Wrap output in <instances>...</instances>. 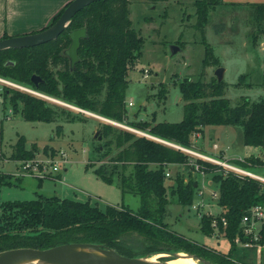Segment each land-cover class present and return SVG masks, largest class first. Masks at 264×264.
Returning <instances> with one entry per match:
<instances>
[{
	"label": "trees",
	"instance_id": "16d2710c",
	"mask_svg": "<svg viewBox=\"0 0 264 264\" xmlns=\"http://www.w3.org/2000/svg\"><path fill=\"white\" fill-rule=\"evenodd\" d=\"M220 3L223 1L195 0L197 20L194 26L197 30L204 33L210 9ZM249 4L257 13H264V2ZM66 5L52 16L47 26L57 20ZM128 5L129 0L93 2L78 11L56 39L27 48L0 50V75L79 109L117 121L127 120V73L140 56L143 46L142 37L132 27ZM80 27L86 28L87 37L81 39L79 61L70 70L63 50L69 45L70 30ZM6 37L9 36L4 32L1 38ZM209 55V46L206 45L203 65H206ZM33 74L41 78L37 87L30 79ZM178 88L185 102L180 121L155 122L152 119L128 122L150 135L183 146H191L192 135L202 133L206 125L241 126L243 144L258 147L263 153L245 157L246 164L264 167V96L255 101L241 97L232 105L223 96L224 81L218 82L216 78L205 83L186 77ZM1 94L3 98L8 96L12 110L19 111L26 121H72L77 117L59 104L19 89L4 86ZM100 135L104 140L92 148L86 166L107 182L116 178L123 192L138 195L137 211L123 205H107L100 209L89 201L41 197L39 194L29 200L2 202L7 207V215H1L5 220L2 219L4 222L0 225V251L19 247L45 249L69 242H89L130 257L164 253L167 255L161 259L168 260L178 252H186L215 264H236L231 254L236 248L234 237L240 234L241 217L252 206L264 203V187L260 181L240 178L233 173L224 175L214 163L106 122L101 125ZM34 148L27 149L26 141L19 137L13 157L32 158L36 154ZM113 149L116 152L113 153ZM191 159L200 170L214 173L212 179L218 184L217 205L221 208L216 218L219 231L230 243L226 253L186 237L169 228L165 222L167 205L171 202L165 172L170 165L184 164L190 175L194 171L188 164ZM128 167L131 171L126 173ZM3 178V173H0L1 183ZM41 180L38 179V185ZM173 184L175 187L171 194L176 195L179 205L188 207L199 186L197 179L190 176L185 181L184 173L177 170ZM221 217L226 220L225 226ZM213 218L202 215L199 222L202 234L211 236Z\"/></svg>",
	"mask_w": 264,
	"mask_h": 264
},
{
	"label": "rangeland",
	"instance_id": "374dc122",
	"mask_svg": "<svg viewBox=\"0 0 264 264\" xmlns=\"http://www.w3.org/2000/svg\"><path fill=\"white\" fill-rule=\"evenodd\" d=\"M221 1L223 3L216 4L210 9L202 33L194 26L197 20L195 0H129L132 27L143 39L140 56L127 73L125 91L127 120L120 122L129 128L103 121L78 110L76 106L66 101L39 91L37 92L42 95L35 96L59 104L77 117L72 121H26L19 111L12 110L8 96L3 98L0 94V173H3L4 177L2 183L0 182V225L5 220L1 215L3 213L7 215V207L2 202L29 200L38 194L41 197L56 196L89 201L100 209L107 205H123L137 211L138 195L123 192L116 178L113 182L101 179L92 168L86 166V163L92 155V148L98 141L104 140L100 135L103 122L133 133L137 130L142 131L143 135L153 136L128 121L152 119L155 122L180 121L185 102L181 98L178 84L186 77L210 83L216 78L214 71L218 67H223L225 69L223 96L228 98L232 105L239 102L241 97L255 101L264 96V53L261 49V44L264 43V13H257L249 4L260 1ZM0 16V22L7 24L5 29L8 36L37 31H33L35 29L31 26L12 30L8 27L7 14L4 17V13L0 11ZM171 45L179 46L180 50L171 53ZM206 45L209 46L210 55L206 65H203ZM129 100L132 101V106L127 105ZM96 132L98 134L94 136ZM19 137L24 138L27 149L35 147L34 157L14 159L13 149ZM191 140L196 150L212 156L219 155L225 158L234 156L237 159L263 154L262 150L254 146L243 144L242 127L237 125H206L202 133L193 134ZM214 144H217V149H214ZM114 152L116 149H113ZM36 158L60 161L58 172L44 178L26 177L25 182L20 184L19 179L24 177L17 175L20 160L29 161ZM184 167L176 164L170 165L167 169L169 171L166 180L167 193L171 202L167 205L168 215L165 222L169 228L200 244L222 253L228 252L230 248L228 239L222 233L215 236L202 234L199 229L200 218L191 208L179 205L176 195L171 194L175 187L174 174L181 170L185 181L190 176L197 179L198 188L204 190L205 201L209 203L216 201L211 198L210 193L218 189V184L212 179L214 173L201 174L193 171L188 175V170ZM250 170L264 176V167H253ZM130 171L131 167H128L126 173ZM219 171L223 173L222 170ZM38 179H42L40 185ZM203 210H210L216 214L221 208L214 202L213 206H205ZM244 253L248 255L245 257ZM166 255L164 253L156 255L157 263L164 264L166 260H162L161 257ZM231 256L236 260V264H264V257H260L261 255L253 249L236 247ZM173 260L176 259L168 261Z\"/></svg>",
	"mask_w": 264,
	"mask_h": 264
},
{
	"label": "water",
	"instance_id": "95a60500",
	"mask_svg": "<svg viewBox=\"0 0 264 264\" xmlns=\"http://www.w3.org/2000/svg\"><path fill=\"white\" fill-rule=\"evenodd\" d=\"M99 0H71L62 10L57 20L51 25L33 33L14 35L0 38V50L7 48H27L54 40L61 34L71 18L81 9ZM87 37L86 28L80 27L70 30L69 45L63 50L68 58L69 68L73 70L79 61L78 49L81 39ZM171 53L180 50L177 45L170 46ZM224 68L218 67L214 74L218 82L223 80ZM32 84L37 87L41 78L31 75ZM98 133L96 132L94 136ZM100 138V136H99ZM98 138V139H99ZM35 259L43 264H155L144 257H130L99 244L89 242H69L45 249L19 247L0 251V264H17L24 260ZM201 264H215L209 260L198 258Z\"/></svg>",
	"mask_w": 264,
	"mask_h": 264
},
{
	"label": "built area",
	"instance_id": "2783aa9c",
	"mask_svg": "<svg viewBox=\"0 0 264 264\" xmlns=\"http://www.w3.org/2000/svg\"><path fill=\"white\" fill-rule=\"evenodd\" d=\"M261 49H262V52L264 53V43L261 44ZM4 86L16 88V89H19V90H22V91H25V92H28L34 95H42L31 86L22 85L21 83H17L8 77L6 78L0 75V94ZM132 104L133 103L131 100L127 102L128 106H132ZM77 109L87 114L94 115L95 117L103 121L114 123L124 128H129L128 126L124 125L120 121H117V120L115 121L113 119L106 118L98 114H95V113H92L86 110H82L79 108ZM136 133L142 134V135L144 134L142 131H137V130H136ZM145 136H149V135L146 134ZM149 137H152L156 140L166 143L193 157H198V158L204 159L206 161H209L211 163L218 165L220 169H222L224 175L228 173H233L234 175L240 178H245V177L253 178V179L260 181L262 183V186L264 187V176L252 172L250 168H253L255 166L246 164L245 157L236 159V158H225L224 156L221 157L219 155L212 156V155H208V154H205L203 152L196 150L193 147V145L183 146V145H180L174 142H170V141L157 138L155 136H149ZM213 147L214 149L218 148L217 144H214ZM62 156H64L63 153H62ZM242 163L246 164L247 166L242 165ZM188 164L190 166H193L194 171L200 172L201 174L204 173L203 170H200L198 164L193 159L189 160ZM59 166H60V161L54 160V159L51 160V159L36 158V159L29 160V161L20 160L19 165H18L17 175L31 176L35 178L36 177L44 178L47 175H52L53 173H57L60 168ZM165 175L169 176L168 170H166ZM210 193H211V198H213V200L215 199L216 201L214 202L217 203L218 192L213 190ZM214 202L209 203L205 201L204 190L202 188H197L193 201L188 207L189 209L191 208L194 211V213L197 215L198 218H201L202 215H211L214 217L212 219L211 225L213 227L212 235L215 236L221 233L219 231L218 219L216 218V215L218 213L214 214L210 210L208 211L203 210L205 206L207 207H211V205L213 206ZM220 220L222 222V225L225 226L226 220L224 219V217H221ZM263 226H264V203L256 204L252 206L250 209H248V211L244 213L241 217V220L239 223L240 234H237L234 237V243L236 244V247L253 248L255 252L259 254L262 248L264 247V241L262 242Z\"/></svg>",
	"mask_w": 264,
	"mask_h": 264
},
{
	"label": "crops",
	"instance_id": "0c3cea01",
	"mask_svg": "<svg viewBox=\"0 0 264 264\" xmlns=\"http://www.w3.org/2000/svg\"><path fill=\"white\" fill-rule=\"evenodd\" d=\"M69 1L71 0H0V11L4 13V17L5 14H7L8 27L11 28L12 30H18L19 28H22L24 26H31L35 29L33 31L36 30L39 31L38 29L46 26L47 23H49V21L51 20L52 16L55 15V13H57ZM235 1L264 2V0H235ZM6 26L7 24L4 25L0 22V38L4 33V31L6 32L5 29ZM1 27L3 28V30ZM10 33H17V32H10ZM255 148L259 150L258 147ZM228 158H234V156H229ZM26 177H31V176L22 177L21 179H19V183L21 184L25 182ZM244 249H253V248H244ZM259 254L261 255L260 257H264L263 256L264 247L262 248ZM244 255L246 257L248 254L244 253Z\"/></svg>",
	"mask_w": 264,
	"mask_h": 264
},
{
	"label": "bare ground",
	"instance_id": "6f19581e",
	"mask_svg": "<svg viewBox=\"0 0 264 264\" xmlns=\"http://www.w3.org/2000/svg\"><path fill=\"white\" fill-rule=\"evenodd\" d=\"M156 255H163V253L162 254L161 253L154 254V255H151L149 257L146 256V258H144V259L151 262V263L158 264L156 259H155ZM174 258L176 260L168 261V260H171ZM174 258L166 260L164 264H201L199 262V260L193 254H189L186 252H178V254H176ZM17 264H43V263L38 262V260H35V259H30V260L21 261Z\"/></svg>",
	"mask_w": 264,
	"mask_h": 264
}]
</instances>
